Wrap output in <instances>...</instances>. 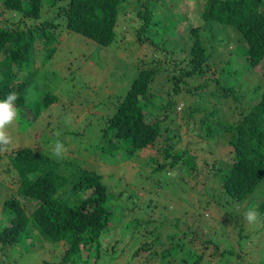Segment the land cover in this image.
<instances>
[{
  "label": "trees",
  "instance_id": "trees-1",
  "mask_svg": "<svg viewBox=\"0 0 264 264\" xmlns=\"http://www.w3.org/2000/svg\"><path fill=\"white\" fill-rule=\"evenodd\" d=\"M127 1L0 0V99L15 92L17 99L14 106L19 107L20 111L28 113L23 106L29 103H33L37 109L42 107L43 111L51 108L53 103L58 102V95L50 90L38 93L32 88L37 68L32 71L30 67L35 66L34 57L39 46L44 47L47 56L51 57L63 41H57L62 34V37L77 35L78 39L85 36L93 40L92 44L96 42L101 46L123 49L118 44L121 38L127 44V36L119 33L117 26L121 23L122 6ZM157 2L161 0H141L134 10L139 21L128 29L134 30L138 41H151L152 45L147 46V50L154 49L159 53H155L151 61H140L142 67L130 82L125 96L113 102L110 100L113 113L103 118L101 149L112 160L120 154L128 158L139 155L141 150L151 152L152 155L133 168L136 185L149 181L163 190L157 191V199H150L146 204V201L142 202L145 197L141 193L129 190L128 166L123 173L112 172L106 177L77 166H66L65 170L73 169L72 172L68 171L70 174L67 177L57 171L61 163L54 162L45 152L22 145L12 147L10 142L0 143V166H6L4 172L12 188L11 195L5 198L2 205L4 220L0 224V264H18L16 256L11 257L12 252L22 247L29 249L36 244L43 247L45 241L61 248L66 262L77 264V258L83 257L82 264H91L94 256L93 263L97 264L104 257L102 242L105 237L111 239L113 253L122 243L124 250L134 247L132 257L138 260L137 264H158L154 261V250L165 243L160 228L167 218L172 219L174 232L166 235L172 245L157 251L163 252V257L174 251L173 255L181 258L179 253L187 244V257L182 256L181 264H203L208 257L209 261H214L225 256L227 260L221 264L236 261L237 264H264V0H206L203 5L205 31L201 30L202 26L190 30L194 40L186 52L183 46L175 45V42L169 44L167 39L157 41L151 36L143 37L153 25ZM182 6L179 5L175 11ZM49 9L53 14L46 17ZM224 25L234 26L242 34L241 42H244L239 47L244 49L243 54L232 52L228 60L245 62L250 71L248 75H254L240 81V85L247 82L254 84L255 99L247 102L243 101L244 95H240L235 88L220 83L225 67L219 68L214 60L213 40L216 36L215 26ZM170 27H174L173 23ZM55 42L56 45H51ZM208 42L212 49L206 46ZM182 52L183 57L179 58ZM178 69L181 70L177 73ZM166 72L169 74L167 81L173 87L168 91L170 98L164 105L167 109L174 106L172 96L182 93L191 94L200 102L207 99L212 103L225 96L238 104L230 113L234 117L227 121L220 120L217 111L205 112L200 129H195L194 134L198 139H204L207 144L205 148L190 140L178 153L175 146L180 137L170 133L161 138L167 128L169 112L152 121L147 120L146 115L150 111L147 107L162 108L158 104L161 97L150 87L156 75ZM256 73L260 77L255 76ZM190 107V114H186L188 119H192L193 111H199L197 104L192 103ZM41 112L33 111L30 114L38 116ZM25 118L29 119L20 112L13 122ZM211 142L225 143L220 147V154L210 148ZM227 154L232 155V161L222 160L221 156ZM182 171L194 177L208 196L216 199L225 212L235 219L238 236L233 243L222 247L219 240L211 237V232H204V239L198 237V233L187 223L188 216L200 220L198 213H188V207L179 211L174 209L185 201L184 195L176 198L181 192L175 190L177 185L172 187L177 193L171 197L175 203L169 207L164 188L172 184L174 177H179ZM112 186L120 190L117 197L126 196L125 207L113 204L116 195L111 191ZM260 189L262 196L258 198ZM23 199L32 204L36 202L35 208L28 210ZM136 205H140L138 212L134 209ZM156 206L160 209L161 219L159 225L152 226ZM117 209L133 214L131 220L115 224L117 212L114 211ZM253 209L258 212V219H262L261 226L256 222L252 223V227L250 223L247 227L243 226L246 222H239L238 226L233 212L243 211L241 216L244 217L248 210ZM185 210L186 215H182L181 212ZM150 225L151 228L148 227ZM182 225L186 226L183 232L179 230ZM223 226L220 222L219 230L225 231ZM215 233L220 236L216 229ZM138 237L145 239L136 242ZM210 245L212 251L206 253ZM192 255L194 261L188 263V257ZM166 262L174 264L170 259Z\"/></svg>",
  "mask_w": 264,
  "mask_h": 264
},
{
  "label": "rangeland",
  "instance_id": "rangeland-1",
  "mask_svg": "<svg viewBox=\"0 0 264 264\" xmlns=\"http://www.w3.org/2000/svg\"><path fill=\"white\" fill-rule=\"evenodd\" d=\"M140 1L141 0H128L122 6V19L119 26H117V30L119 33L127 36L126 39L128 43L125 44L126 40L121 38L118 44L119 47L123 48L121 50L113 48V46H101L96 42L93 43V45L91 42L93 40L87 39L82 35L83 39H78L77 35L62 37V34L57 41L60 39H63V41L61 45H59L58 50L51 57L47 56L48 53L44 50V47L39 46L34 57L35 66L30 67L32 71L37 68L33 77L32 88L38 93L50 90L58 95L59 100L57 103H53L48 110L45 109L42 116L36 117L33 114L37 119L30 113L39 110L43 111L42 107L37 109L33 103H29L28 105L25 104L23 109H27L28 113H26L20 111L19 107L14 106L17 114L21 112L22 115H27L32 119L31 121L27 118L22 120L19 119L17 122L12 121L6 126L4 133L10 139L9 142L12 147L22 145L37 151L41 150L52 153L53 150L56 149L57 143L61 144L62 147L60 151L63 153H58L56 157L59 159L63 169L66 166H77L89 171L104 174L106 177L112 172L123 173L128 166L129 171L127 176L129 178H127V180L131 183L129 190L141 193V195L145 197V199L142 198V202L146 201L147 204L150 199H157V191L160 192L163 189L149 181H146L145 184L142 182L136 185L137 180L136 175L133 174V168L135 165L139 164L142 159H146L148 155H152V153L141 150L138 155L140 157H136L137 154H134L136 156L127 158L124 157L123 154H120L117 158L112 160L111 156L108 153H103L101 149L104 136L102 130L103 118L113 113L111 107L112 102L126 95L129 90L128 87L130 82L142 67L140 61L142 59L151 61L152 56L155 53H159L154 49L147 50L146 47L152 45L151 41L148 39L138 41L134 30L128 29L129 26L133 27V25L139 21L134 10L139 6ZM205 1L206 0H161V2H157L158 6L154 8L153 25H151L149 33H146L143 37L148 38V36H151V38L157 41H165L167 39L169 44L175 42V45L183 46L184 52L190 50L194 40L191 33H189L190 30L202 26L201 30L203 32L205 31V21L203 19V5ZM182 4L183 6L178 8L176 10L178 13H176L175 9ZM51 11L52 9H49L45 13L46 17H51L53 14ZM172 23L174 25L173 28L170 27ZM215 32L216 36L214 40L212 39L214 41V60L217 62L219 68L225 67L224 74L221 75L220 83L227 87L241 88V94L244 95L245 99H249L253 95L254 84L247 82L244 85H240V81L250 79L254 75H248L250 71L245 62L240 60L236 61L235 59L229 62L228 60L232 52L234 54H243L244 49L241 50L239 47V45L244 42H241L242 34L236 27L229 25L221 27L215 26ZM179 34H181V36ZM176 35L178 36L176 37ZM56 44L57 42L51 45ZM209 45L210 42L206 43V46L212 49ZM178 53H180V51ZM182 57L183 52L179 58ZM180 70L178 69L177 73ZM167 74L168 72L158 74L153 80L150 88L152 92L161 97L158 104L162 105V108L158 110L155 106L147 107V110H150L148 115H146L147 120L152 121L169 112L168 120H171V127L174 130L176 126L180 127L179 131L175 130V133L181 138L180 141L176 143L175 151L178 153L182 152L185 144L190 140L195 142L197 146H204L205 148L207 144L204 142V139H198L194 136L196 133L195 130L191 129V127L187 128L184 115L190 114L189 112L192 110L190 104L194 103L199 105V111H193V114H191L192 119H189L197 126L198 131L206 111L210 110V113L217 111V117L222 121H227L231 117H234L230 115V113H232L238 104L225 96H222L221 99L219 98V101H213L212 103H210V100L207 101V99L206 102H200L195 96L182 93L173 96L174 100L172 102H174V106L171 109H167L164 105L170 98L168 91L173 89L172 84L167 81L169 77ZM255 76L260 77L257 73ZM189 83H191V81H189ZM30 91L32 92V90ZM179 104L182 105V108H179ZM84 106H87V108L83 109ZM22 125H24V127H22ZM26 127L28 128L25 129ZM27 134L30 136L28 137ZM166 135L167 131L161 135V138H164ZM223 144L225 143L211 142L210 148L216 151L217 154H220V147ZM221 158L225 162L232 161V155L229 154L221 156ZM120 160L124 161L120 163ZM5 167L6 166H0V224L4 220L2 215L3 202L5 198L12 193L11 182L4 172ZM147 171L150 173L149 170ZM62 174L69 177L70 173L67 170H63ZM110 178L114 179V177ZM127 180H124V182H127ZM111 185H115V183H111ZM175 185L180 188H176V191L181 190L179 194L175 193L172 189ZM111 188L113 189V186ZM146 190L148 191L146 192ZM111 191L115 192L116 195L114 201L112 200L113 204L115 206L125 207L127 204L126 196L117 197V195H120L119 189H113ZM164 192L166 193L169 207L175 203L171 197H175L176 194V198L184 195L185 201L181 205H176L174 209L179 211L184 207L185 209L188 207V209H190L188 213L191 211L192 214L194 212L198 213L200 220H195L193 217L188 216L187 223L194 232L198 233V237L201 239H204L206 236L204 232H211L213 233L211 237L214 240H219L222 247L227 243H233L237 239L238 233L235 229V219L231 218L229 212H225L216 199L209 197L204 189L197 184L196 179L190 176L187 171H182L179 177H174L173 183L166 185ZM257 193V197L260 198L262 196L261 189ZM22 201L30 211L36 206V202L32 204L27 199H23ZM116 208L117 207H115V209ZM134 209L138 212L140 205L134 206ZM155 209L156 212L152 214L154 218L152 226L155 224L159 225L161 219L159 216L160 209L157 206ZM183 212H181V214L186 215V210L184 213ZM114 213H116L114 218L115 224L121 221L131 220L130 218H132L133 215L121 211L120 209L115 210ZM125 214L126 216L124 217ZM241 214H244V212H233V215L236 216L238 221L237 225L239 226V222H246L243 226L247 227L248 221L245 218L246 215L242 217ZM171 222L172 219L167 218L165 225L160 228L162 239L165 243L159 245L154 250V261L158 264H166V261L169 259L174 264H181L182 256L187 257V251L189 250V245L187 244H184L182 248L184 250H181L182 252L180 251L179 253L181 258L173 255L174 251L166 257L162 256L163 252H157L158 250H163L172 245L171 239L168 238L169 240L167 241L166 238L167 234H172L174 232ZM220 222L224 224L225 231L219 230ZM256 223L258 226H261L262 219H257ZM148 227L151 228V225ZM250 227H252V224H250ZM185 229V225L179 227V230L182 232ZM215 229L220 233V236H217ZM143 231L145 232L144 229ZM191 235L192 233H190V238ZM142 239L145 238L138 237L136 242ZM110 240V238H103L102 252L104 257L97 264H137L138 260L132 257L134 247L124 250V244L121 243V245L116 248L115 253H113ZM137 245L138 244H135V246ZM41 246L42 245L36 244L32 245L29 249L26 247L18 248L15 253H11V257L14 258L16 256L19 261L18 264H72L71 262L63 260L61 248L55 247L47 241L44 242L43 247ZM207 247L209 249L206 250V253H210L212 247L211 245ZM92 253L94 255L95 250H93ZM22 254L23 256L20 257ZM209 258L210 257L206 258L203 264H221L227 260L226 256L221 259L217 258L214 261H209ZM77 261V264H82L84 263V258H77ZM193 261L194 256H189L188 263H193ZM93 262H95L94 256H92L91 264H94ZM232 264H237V261Z\"/></svg>",
  "mask_w": 264,
  "mask_h": 264
},
{
  "label": "clouds",
  "instance_id": "clouds-1",
  "mask_svg": "<svg viewBox=\"0 0 264 264\" xmlns=\"http://www.w3.org/2000/svg\"><path fill=\"white\" fill-rule=\"evenodd\" d=\"M233 88H235V87H233ZM236 89V91L238 92V93H240V95H242L241 94V92H242V89L241 88H235ZM253 93H254V91H253ZM175 95H179V94H175ZM174 96V95H173ZM172 96V98H174ZM254 97V98H253ZM16 99H17V95H16V93L15 92H12V93H10V94H8L7 95V97L6 98H4V99H0V143H4V144H7L8 142H9V139H8V137L6 136V134L4 133V129L6 128V126L7 125H9L13 120H14V118L17 116V112H16V110H15V108H14V103H15V101H16ZM244 100L243 101H249V100H252V99H255V96H254V94L249 98V99H245V98H243ZM57 103V102H56ZM179 108H182V105L181 104H179ZM48 110V109H47ZM43 112L44 111H42L38 116H36V117H40V116H42V114H43ZM180 114V113H179ZM33 115V114H32ZM34 116V115H33ZM34 116V117H35ZM177 116H178V113H177ZM29 117V116H28ZM35 117V118H36ZM168 118H169V115H168ZM184 118H186V125H187V128H190L191 127V129H193V130H195V129H197V126L195 125V124H193L189 119H188V117L186 116V115H184ZM29 119H30V121H31V119L32 118H30L29 117ZM37 119V118H36ZM38 119H40V118H38ZM170 121L171 120H168L167 121V128H166V131H167V134H170V133H172L173 134V136L174 137H180L177 133H175V130H180V127L179 126H176L175 127V130L171 127V125H170ZM197 131H198V129H197ZM175 135H177V136H175ZM61 144H59V143H57V145H56V149L55 150H53V152L52 153H50V152H45V154H47V155H49L52 159H53V161L54 162H60L59 161V159H57V157H56V155L58 154V153H63L62 151H60L61 150ZM35 151H37V150H35ZM40 152H44V151H41V150H39ZM177 152V151H176ZM138 155V154H137ZM133 156H136V155H133ZM136 157H138V156H136ZM128 160V159H127ZM81 168V167H80ZM67 169V171H72V169H68V168H66ZM63 170H65V168L63 169L61 166H58V168H57V171L58 172H63ZM258 212L256 211V210H248L247 212H246V220L248 221V223H250V224H252V223H255L256 221H257V219H258Z\"/></svg>",
  "mask_w": 264,
  "mask_h": 264
}]
</instances>
